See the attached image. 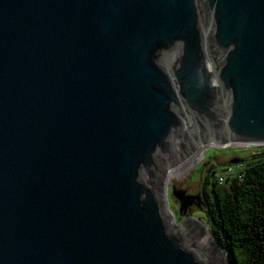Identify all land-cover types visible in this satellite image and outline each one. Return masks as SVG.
Here are the masks:
<instances>
[{"label": "water", "instance_id": "obj_1", "mask_svg": "<svg viewBox=\"0 0 264 264\" xmlns=\"http://www.w3.org/2000/svg\"><path fill=\"white\" fill-rule=\"evenodd\" d=\"M208 144L264 146V0H0V264H227L164 201Z\"/></svg>", "mask_w": 264, "mask_h": 264}, {"label": "trees", "instance_id": "obj_2", "mask_svg": "<svg viewBox=\"0 0 264 264\" xmlns=\"http://www.w3.org/2000/svg\"><path fill=\"white\" fill-rule=\"evenodd\" d=\"M203 182L208 228L227 264H264V157L243 167L227 189Z\"/></svg>", "mask_w": 264, "mask_h": 264}, {"label": "rangeland", "instance_id": "obj_3", "mask_svg": "<svg viewBox=\"0 0 264 264\" xmlns=\"http://www.w3.org/2000/svg\"><path fill=\"white\" fill-rule=\"evenodd\" d=\"M201 162L190 169L181 179L173 180L168 186L167 200L174 222L185 219L201 220L208 228V221L200 200L203 182L210 184L220 178V187L227 189L241 169L264 157L262 147L211 146L208 144ZM231 168L230 173L227 170ZM227 262V260H226Z\"/></svg>", "mask_w": 264, "mask_h": 264}, {"label": "bare ground", "instance_id": "obj_4", "mask_svg": "<svg viewBox=\"0 0 264 264\" xmlns=\"http://www.w3.org/2000/svg\"><path fill=\"white\" fill-rule=\"evenodd\" d=\"M211 146H218V145L210 144V147ZM206 149H208V148L207 147L202 148L200 146V150L196 154H193L189 158H183L181 160V162L179 164H177L176 167L167 170L165 181H164V189H163L164 199L167 196V192H168L167 190H168L169 184L175 179H177V180L181 179L190 169H192L196 164L201 162L203 157H204ZM166 213H167V211H166ZM167 215L168 216L170 215L169 216L170 217V223H171V225H174V220H173L172 214L168 213ZM196 223H198L203 229H205L207 231L208 234L206 235V240H207L206 242L214 247V243L211 240V233H210L211 231L207 228V226L201 220H196ZM218 253L222 257V260H223V256L221 254V251H218ZM223 262H224V260H223Z\"/></svg>", "mask_w": 264, "mask_h": 264}, {"label": "built area", "instance_id": "obj_5", "mask_svg": "<svg viewBox=\"0 0 264 264\" xmlns=\"http://www.w3.org/2000/svg\"><path fill=\"white\" fill-rule=\"evenodd\" d=\"M230 170H231V168H229V169L227 170V172L230 173ZM219 182H220V183L222 182V178L219 179Z\"/></svg>", "mask_w": 264, "mask_h": 264}, {"label": "flooded vegetation", "instance_id": "obj_6", "mask_svg": "<svg viewBox=\"0 0 264 264\" xmlns=\"http://www.w3.org/2000/svg\"><path fill=\"white\" fill-rule=\"evenodd\" d=\"M200 200H201V194H200ZM201 203H202V201H201Z\"/></svg>", "mask_w": 264, "mask_h": 264}]
</instances>
